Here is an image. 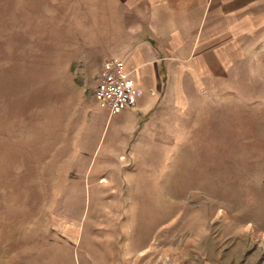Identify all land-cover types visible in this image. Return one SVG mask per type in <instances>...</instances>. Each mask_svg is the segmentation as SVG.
<instances>
[{
  "label": "rangeland",
  "instance_id": "rangeland-1",
  "mask_svg": "<svg viewBox=\"0 0 264 264\" xmlns=\"http://www.w3.org/2000/svg\"><path fill=\"white\" fill-rule=\"evenodd\" d=\"M130 1L0 0V264H264V39L186 89L170 145L101 152Z\"/></svg>",
  "mask_w": 264,
  "mask_h": 264
},
{
  "label": "crops",
  "instance_id": "crops-1",
  "mask_svg": "<svg viewBox=\"0 0 264 264\" xmlns=\"http://www.w3.org/2000/svg\"><path fill=\"white\" fill-rule=\"evenodd\" d=\"M127 7L125 37L96 60L99 69L108 58L125 62L136 103L112 113L94 93L93 117L108 114L101 152L170 145L168 114L193 102L186 89L214 88L264 39V0H131Z\"/></svg>",
  "mask_w": 264,
  "mask_h": 264
},
{
  "label": "built area",
  "instance_id": "built-area-1",
  "mask_svg": "<svg viewBox=\"0 0 264 264\" xmlns=\"http://www.w3.org/2000/svg\"><path fill=\"white\" fill-rule=\"evenodd\" d=\"M94 92L99 101L106 104L112 113L136 103V90L125 62L119 58H108L103 62Z\"/></svg>",
  "mask_w": 264,
  "mask_h": 264
},
{
  "label": "bare ground",
  "instance_id": "bare-ground-1",
  "mask_svg": "<svg viewBox=\"0 0 264 264\" xmlns=\"http://www.w3.org/2000/svg\"><path fill=\"white\" fill-rule=\"evenodd\" d=\"M103 181H106L105 179H102ZM131 250V249H130Z\"/></svg>",
  "mask_w": 264,
  "mask_h": 264
}]
</instances>
